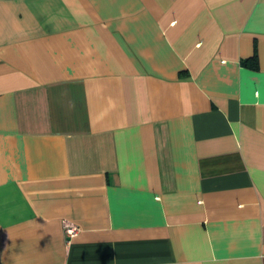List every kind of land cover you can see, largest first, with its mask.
I'll list each match as a JSON object with an SVG mask.
<instances>
[{"label":"crops","instance_id":"1","mask_svg":"<svg viewBox=\"0 0 264 264\" xmlns=\"http://www.w3.org/2000/svg\"><path fill=\"white\" fill-rule=\"evenodd\" d=\"M0 264H264V0H0Z\"/></svg>","mask_w":264,"mask_h":264},{"label":"built area","instance_id":"2","mask_svg":"<svg viewBox=\"0 0 264 264\" xmlns=\"http://www.w3.org/2000/svg\"><path fill=\"white\" fill-rule=\"evenodd\" d=\"M78 230V227L74 224L68 223L64 226V234L67 237L74 235Z\"/></svg>","mask_w":264,"mask_h":264},{"label":"trees","instance_id":"3","mask_svg":"<svg viewBox=\"0 0 264 264\" xmlns=\"http://www.w3.org/2000/svg\"><path fill=\"white\" fill-rule=\"evenodd\" d=\"M256 55L253 54L251 57H249L248 59H246V62L248 61L251 65H254L256 62Z\"/></svg>","mask_w":264,"mask_h":264}]
</instances>
